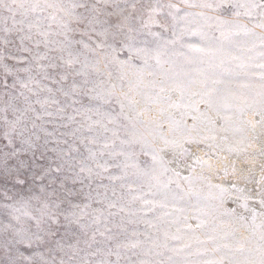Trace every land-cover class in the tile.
<instances>
[{
	"label": "snow or ice",
	"instance_id": "6c2138e0",
	"mask_svg": "<svg viewBox=\"0 0 264 264\" xmlns=\"http://www.w3.org/2000/svg\"><path fill=\"white\" fill-rule=\"evenodd\" d=\"M0 10V264H264V163L257 173L250 145L229 135L257 107L247 124L264 126V50L252 63L256 44L245 48L251 37L264 49V0H0ZM177 58L206 67L176 71ZM253 68L258 86L234 82ZM181 166L223 173L219 184L198 176L207 196L189 191L202 205L195 225L169 195ZM202 228L213 247H170Z\"/></svg>",
	"mask_w": 264,
	"mask_h": 264
},
{
	"label": "rangeland",
	"instance_id": "374dc122",
	"mask_svg": "<svg viewBox=\"0 0 264 264\" xmlns=\"http://www.w3.org/2000/svg\"><path fill=\"white\" fill-rule=\"evenodd\" d=\"M8 13L0 10V16H7ZM19 18V17H17ZM8 25H11V20H8ZM4 25L2 23H0V27H3ZM159 28L154 27L153 31H159ZM260 30L257 29V32H259ZM0 35H3L2 32H0ZM15 38V37H13ZM167 39H170L171 36L170 34L166 37ZM248 40V43L245 44V48L251 47V43H255L256 47L255 49H253L251 52H247L246 55L253 57V61L252 63H259V52H261L262 49L259 45V40H254L253 38L249 37L246 38ZM189 42L191 43H197L196 40H190ZM18 43V41H17ZM176 51H183L182 49H177ZM233 55H240V52H236L233 51L232 52ZM121 58L123 57V54H121ZM206 59V58H205ZM9 63H15L14 61H8ZM154 63V61H153ZM22 66V65H20ZM170 65L166 64L165 67H169ZM201 67H206V64H200V63H193L191 65L187 64L183 59L181 58H177L176 59V71H180V72H189L193 75L196 74L197 69L201 68ZM253 71L256 73L255 76H252L248 79H244V78H240V79H235L234 78V82L236 84H252V85H259L260 81H259V69H255L253 68ZM9 82H11V78H9ZM259 112L258 107L255 109V111L249 110L247 112H245L242 120L243 123L241 122L240 118H236L234 119L232 128L233 131L229 133L230 138L233 142H239V141H243L244 145L243 146H249V152L255 157L256 161H257V173L259 172V165L261 163H264V156H262L261 150H264V126H261L260 124H256L255 129L252 128L251 125L247 124L248 120H253V121H257L260 119V116L257 114ZM151 115L156 116L157 113L156 112H152ZM192 151L195 152L198 155L204 156V151H206V149H204V146L201 145L199 146V148L196 145H192L191 146ZM226 154V153H225ZM141 159H144V157H141ZM167 159H171V156L169 155L167 157ZM204 159L207 160L208 157L204 156ZM215 159V158H214ZM236 157L235 155H232L229 157V163H231L233 160H235ZM192 160L191 158H189V163H191ZM10 163H14V161H10ZM216 166L219 167L220 166V162L216 161ZM172 167H176V165H172ZM177 170L180 172L181 176L180 177H176L175 175H173L171 172H169L167 174L168 177H171L172 180V184L170 185L171 191L169 192V195H175L177 197V203L175 205V207H185L187 209V215L190 217L189 219V223L195 225L196 223H198V221L195 219V216L197 215L195 209L198 206H202V205H198L197 202V198L196 195H192L189 196L188 193L189 191L199 194L201 196H207L209 193V188H208V180H201L198 178V176L203 173L206 176H209L211 183L213 184H219L221 182V179L223 178V173H219V174H209L208 170L206 167L202 168L200 166L196 167L195 172H191V170L186 167V166H181L178 167ZM191 175V180H184L182 179V177L184 176H189ZM226 179V178H225ZM177 185H179V187H177ZM227 186V185H225ZM10 187V185H9ZM145 190L147 191V188H145ZM217 192L218 194V190H214ZM11 195V192L9 193ZM183 197V200H180L179 198ZM151 198V197H150ZM156 199H160L159 196L156 197ZM232 206V205H230ZM256 207H259L258 205H253ZM112 211H116L115 209H113ZM151 216V214H149V217ZM112 225L109 224V227H111ZM131 227H129V230H131ZM138 228L139 231L143 232L145 230V225L140 224L138 226H135ZM175 228L176 226H173L172 229L170 230L172 233H175ZM236 228L238 230V232L241 235L244 236H248L249 233L245 228H240L239 225H236ZM182 239L180 241H172V243L170 244V247H174V246H180L184 243H189L191 242L193 245V250H195L197 247H200L201 249L207 247V248H211L214 246V242L210 241L207 239L208 235H209V229L208 228H202L197 230L194 234L191 232H187V230H183L180 233ZM197 238L200 241H203V244H197L196 240ZM99 239V237H98ZM232 242V238H225V239H218L215 243L218 244H226V243H231ZM27 254V253H26ZM242 258V257H241ZM192 259H196V257H192Z\"/></svg>",
	"mask_w": 264,
	"mask_h": 264
}]
</instances>
